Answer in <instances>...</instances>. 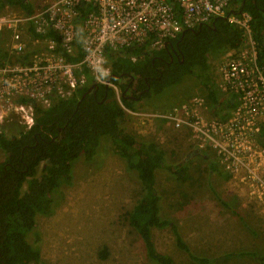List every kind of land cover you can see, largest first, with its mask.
I'll return each instance as SVG.
<instances>
[{"label": "trees", "instance_id": "16d2710c", "mask_svg": "<svg viewBox=\"0 0 264 264\" xmlns=\"http://www.w3.org/2000/svg\"><path fill=\"white\" fill-rule=\"evenodd\" d=\"M8 6L17 7L28 15L35 12V5L29 0H0V13ZM233 7L236 12L251 14L254 36L262 49L260 64H264V0H235ZM239 33L227 20L217 19L201 29L179 34L171 40L173 47L153 50L149 49L148 42L121 52L107 48L111 82L119 88L121 103L136 113L138 102L123 97L128 87L126 94L135 96L148 88L141 96L143 100L193 78L203 86L209 112L216 113L221 121L228 119L230 111L237 107L236 102L221 98L210 76V60L236 48ZM36 36L50 37L53 33ZM81 38H77V56L66 55L71 62L83 59ZM87 79V84L67 101L56 100L47 109L34 103L36 122L29 131L16 119L0 125V150L4 153V160L0 162V264H46L37 243L31 242L28 235L36 229L37 216L53 215V194L62 185L71 184L73 163L80 157L92 161L103 137L111 140L113 153L125 161L127 169L134 172L142 184L141 198L125 213L129 226L142 240L154 264H175L171 256L157 250L153 239V229L171 225V220L163 217L160 210L163 196L156 188V172L162 168L167 170L176 177L179 187L192 186L193 183H189L194 176L187 172L186 166L169 165L170 153L156 142L139 140L129 130L125 122L131 114L120 106L112 87L99 85L98 89L89 91L94 82L89 75ZM179 103L164 106L163 112ZM261 137L264 143V128ZM211 169L224 180L230 179L217 163H213ZM224 205L229 208L227 203ZM231 211L242 218L237 210ZM173 231L178 248L188 253L192 261L210 264L209 259L193 255L178 228L174 226ZM100 253L106 259L107 248ZM250 255L256 257V253Z\"/></svg>", "mask_w": 264, "mask_h": 264}, {"label": "built area", "instance_id": "2783aa9c", "mask_svg": "<svg viewBox=\"0 0 264 264\" xmlns=\"http://www.w3.org/2000/svg\"><path fill=\"white\" fill-rule=\"evenodd\" d=\"M234 1L45 0L30 15L6 7L0 13V124L16 119L29 131L36 122L34 103L47 109L56 100H69L87 84L88 75L95 85L112 87L120 106L130 113L121 103L119 88L108 81L112 68L107 48L121 52L149 42V49L160 50L181 33L225 19L240 33L237 47L217 63L216 86L222 95L235 99L233 114L223 121L209 119L208 104L195 95L164 115H137L190 129L200 149H211L225 170L238 173L258 147L264 128V64L252 16L234 11ZM49 32L53 36H36ZM79 36L84 54L74 63L66 55L77 56ZM252 180L264 196V179Z\"/></svg>", "mask_w": 264, "mask_h": 264}, {"label": "rangeland", "instance_id": "374dc122", "mask_svg": "<svg viewBox=\"0 0 264 264\" xmlns=\"http://www.w3.org/2000/svg\"><path fill=\"white\" fill-rule=\"evenodd\" d=\"M29 1L35 8L45 2ZM8 7L22 13L17 7ZM226 54L210 60V76L215 84L217 63L222 62ZM195 95L204 97L203 86L188 78L184 84L139 101L137 111L163 114L164 106L176 101L180 105L181 100ZM220 96L229 98L221 93ZM208 113L209 119L219 118L216 113H212L213 116ZM131 116L125 122L129 130L139 140L154 141L168 151L169 165L179 164L197 148L189 132L164 128L170 125L167 122L159 126L156 121ZM101 140L92 161L80 157L73 163L71 184L62 185L53 194V215L37 216L36 229L28 235L31 242L37 243L46 264H154L125 217L141 198L142 184L134 172L127 169L125 161L113 153L111 140L106 137ZM253 150L248 160H244L247 164L235 173L237 177L230 175L228 181L210 173L204 162L197 169L204 173L189 183H193L192 186L179 187L176 177L163 168L156 172V188L163 196L160 210L163 217L171 220L170 226L153 229L158 251L171 256L175 264H198L178 248L175 226L193 255L209 259L210 264H264V196L262 187L258 188L257 182L252 180L264 179V145ZM3 160L4 153L0 150V162ZM199 160L196 156L191 162ZM222 172L231 174L228 170ZM220 200L229 208L222 206ZM231 210H237L242 218ZM105 247L106 259L100 253ZM251 252L256 253V257H252Z\"/></svg>", "mask_w": 264, "mask_h": 264}, {"label": "flooded vegetation", "instance_id": "af4514ba", "mask_svg": "<svg viewBox=\"0 0 264 264\" xmlns=\"http://www.w3.org/2000/svg\"><path fill=\"white\" fill-rule=\"evenodd\" d=\"M249 1H250V0H249ZM128 88H129V87H128ZM128 88H127V89H128ZM127 89L123 92V97H125V98H127V99H130V100H132V101H136V102H139V101L141 100V96L143 95L144 91L148 90V88H146L145 90H141V91L138 92V95L135 96V95H132V94H126V92H128ZM187 98H188V97H187ZM185 99H186V98H185ZM181 101H182V100H181ZM167 127H172V128L175 129V130H180V131L182 130V131H185V132H189V133L191 134V130L188 129V128H186V127H183V128H176V127H175L174 125H172V124H170L169 126H164V128H167ZM191 140H192V142L197 146V148H195V150H193V151H190V152L188 153V155L183 159V161L180 162V163L178 164L180 168L186 166V167H187V172H188L189 174H192V175L194 176V179L198 178L200 175H203V173H204L203 171L197 170L198 167L200 166V163H201V162L207 163V165H208V167H209V172L212 173V174H213V173L218 174V173H216L214 170L212 171V169H211V165H212L213 163H217L219 169H220V170L222 169V170L225 172V170H224V166L221 164L220 159L217 157V155H216L211 149L206 148V149L202 150V149H200V148L198 147L197 143L192 139V137H191ZM207 151H209V154H206V153H205V152H207ZM212 155H214L216 158H215V157H212ZM196 156H198V157L200 158V160H199L198 162H191V160H192L194 157H196ZM222 170H221V171H222ZM198 171H199L200 173H199ZM207 172H208V171H207ZM196 174H197L198 176H197ZM207 175H208V174H207ZM207 178L209 179L210 176H207ZM224 203H225V202H221L222 206H225Z\"/></svg>", "mask_w": 264, "mask_h": 264}, {"label": "bare ground", "instance_id": "6f19581e", "mask_svg": "<svg viewBox=\"0 0 264 264\" xmlns=\"http://www.w3.org/2000/svg\"><path fill=\"white\" fill-rule=\"evenodd\" d=\"M107 87V86H106ZM121 98V97H120ZM204 98V97H203ZM177 106V105H176ZM176 106H174V107H176ZM174 107H172L168 112H170ZM233 111H234V109L233 110H231L230 112H231V114H230V116L233 114ZM168 112H165V113H168ZM129 113V112H128ZM165 113H158V114H162V115H164ZM130 114H133V115H137L138 113H134V112H131L130 111ZM214 119H216V120H219V118H214ZM1 125V124H0ZM261 139H262V137H261V135H260V137L258 138V141H257V143H258V145H264V143H262V141H261ZM233 177L234 178H236L237 176H236V174H233Z\"/></svg>", "mask_w": 264, "mask_h": 264}, {"label": "water", "instance_id": "95a60500", "mask_svg": "<svg viewBox=\"0 0 264 264\" xmlns=\"http://www.w3.org/2000/svg\"><path fill=\"white\" fill-rule=\"evenodd\" d=\"M200 29H201V28H200ZM184 33H185V32H184ZM184 33H183V34H184ZM178 45H179V43L177 44V46H178ZM169 46H170V47H173V44H172L171 41L166 42L164 47H165V48H168ZM110 80H111V78H108V81H109V82H110ZM93 88L98 89V86L94 84V85L90 88L89 91H91ZM107 88H108V87H107Z\"/></svg>", "mask_w": 264, "mask_h": 264}, {"label": "crops", "instance_id": "0c3cea01", "mask_svg": "<svg viewBox=\"0 0 264 264\" xmlns=\"http://www.w3.org/2000/svg\"><path fill=\"white\" fill-rule=\"evenodd\" d=\"M261 50H262V49H261ZM171 108H172V107H171ZM171 108H170V109H171ZM170 109H167V110H170ZM136 113H138V112H136ZM131 115L133 116V114H131ZM209 115H210V114H209ZM211 115H212V113H211ZM132 116H131V117H132ZM212 116H213V115H212ZM163 122L165 123V121H163ZM229 175L233 176V174H229ZM231 176H230V177H231Z\"/></svg>", "mask_w": 264, "mask_h": 264}, {"label": "clouds", "instance_id": "9594fccd", "mask_svg": "<svg viewBox=\"0 0 264 264\" xmlns=\"http://www.w3.org/2000/svg\"><path fill=\"white\" fill-rule=\"evenodd\" d=\"M229 117H230V115H229ZM229 117H228V118H229ZM160 124H161V125H164V123H163V122H159V123H158V125H160Z\"/></svg>", "mask_w": 264, "mask_h": 264}]
</instances>
